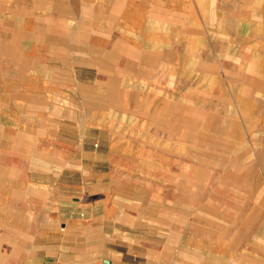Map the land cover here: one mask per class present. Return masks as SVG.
I'll return each mask as SVG.
<instances>
[{
  "label": "rangeland",
  "instance_id": "1",
  "mask_svg": "<svg viewBox=\"0 0 264 264\" xmlns=\"http://www.w3.org/2000/svg\"><path fill=\"white\" fill-rule=\"evenodd\" d=\"M48 1L0 0V264H264V0Z\"/></svg>",
  "mask_w": 264,
  "mask_h": 264
},
{
  "label": "crops",
  "instance_id": "2",
  "mask_svg": "<svg viewBox=\"0 0 264 264\" xmlns=\"http://www.w3.org/2000/svg\"><path fill=\"white\" fill-rule=\"evenodd\" d=\"M37 1V0H34V2ZM45 2L47 1L48 4H50L51 2L48 1V0H44ZM82 1V0H81ZM179 0H106V4H108L106 7H107V10L106 11H103V12H100L99 11V7L101 5V1L100 0H85L84 2L88 5V6H91V9L87 12L89 14H95V13H103V14H109L110 16L108 17V22L109 23H112V24H115L116 22H120L122 21V16L123 15H126V18L122 21L123 25H126L127 27H129V32L130 34L132 35H135L136 32H133V31H137L138 30V25H143L139 18L138 19H133V15L135 14H139V15H143V14H146V15H152V13L155 14H158V15H161L162 13H178L179 10H178V7H179ZM105 2L103 1V3L105 4ZM216 0H209V5H210V8L209 9L210 11L213 9L214 5H217L215 4ZM253 3V1H252ZM51 5V4H50ZM98 8H96V7ZM241 6H243V8H247V7H244V2L241 4ZM50 7V6H49ZM251 8V7H250ZM48 10V9H47ZM51 10V9H49ZM208 10V12H210ZM243 10H247V11H250V12H254L255 9L252 10L251 9H243ZM242 10V11H243ZM44 13H46V10H43ZM256 12V11H255ZM131 17H130V16ZM159 19V18H158ZM167 19V24L168 22H173L174 21V18H166ZM89 21H91L93 24H98V22L95 20V19H88ZM160 20V19H159ZM97 23H96V22ZM161 21V20H160ZM2 27H6V25H2ZM93 27H95V25H93ZM37 29V25H34L33 28H31V30H29V35H30V41L28 42V46L29 47H33L35 48V54L34 56H29L30 59H32V61L34 63H36V59H39V60H42V52H41V49H37L38 46H52L53 43L51 42V33H48L45 38H40L36 36L35 34V31ZM114 26H111V25H108V31L109 32H112L114 31ZM88 43V42H87ZM92 47H101L103 49H107V48H110V45H108L107 47L105 46H100L98 45L97 43H95L94 41L89 42ZM88 43V44H89ZM112 46L115 44V41H113L112 43ZM60 45H64V43H60ZM109 50V49H108ZM39 58H38V57ZM85 56H89L88 54H85ZM68 60V57L66 58H61V60ZM95 57L93 58H86L84 57L83 60H94ZM96 60V59H95ZM94 60V61H95Z\"/></svg>",
  "mask_w": 264,
  "mask_h": 264
}]
</instances>
